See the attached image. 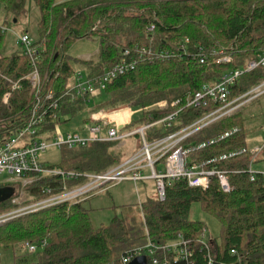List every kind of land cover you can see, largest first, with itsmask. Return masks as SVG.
<instances>
[{
    "label": "trees",
    "instance_id": "obj_1",
    "mask_svg": "<svg viewBox=\"0 0 264 264\" xmlns=\"http://www.w3.org/2000/svg\"><path fill=\"white\" fill-rule=\"evenodd\" d=\"M25 1L0 0V6L17 22L23 15ZM34 2L39 20L35 27L37 40L33 44L40 55V76H46L44 92L55 91L57 86L55 92L62 93L76 69L90 77L99 75L113 67L125 49L145 47L155 54L171 53L169 59H161L148 54L137 57L132 50L134 69L107 84L100 95L106 97L104 103L87 109L86 99L78 98L72 103L63 100L60 107V115L80 114L81 123H87L88 116L94 112L127 106L139 115L125 127L138 126L134 130L178 112L171 128L158 126L145 130L147 141L174 134L218 108L220 104L210 101L204 107H186V103L203 85L219 82L223 75L245 66L264 51V0ZM150 27L152 31L148 30ZM5 31L0 27V49ZM80 39L98 41V52L89 60L67 54L69 46ZM180 45L185 48L183 51ZM198 52L205 57L203 64L193 57ZM226 57L230 58L229 62H218ZM28 73V59L23 54L4 57L0 53V138L22 127L28 118L33 100L26 79ZM15 82L20 88L12 90L11 83ZM261 82H264V67L244 73L231 88L228 101ZM7 92L10 96L5 105L2 97ZM245 119L241 108L182 142L187 148H195L216 140L193 149L189 160L202 164L215 159L208 168L227 172L229 192H222L215 177L206 190L190 188L185 181H167L164 201L153 197L139 203L140 223L114 218L109 225L97 228L81 203H61L1 224L0 249L35 246L37 260L26 264H121L120 257L126 251L144 245L147 239L163 245L182 236L194 249L195 264H207L206 249L199 248L197 243L203 231L207 234V229L203 223L188 218L191 205L199 203L203 211L221 224V243L215 246L212 264H234L237 259L242 264H264V183L260 179L249 180L246 155L218 160L221 155L248 147ZM53 129L54 124L46 118L39 135L49 139ZM233 129L236 132L218 140ZM45 131L47 135H43ZM135 136L140 139L138 134ZM118 143L93 142L74 149L62 148L61 163L47 167L100 174L123 162L121 153L115 150ZM84 182L80 178L65 184L78 186ZM62 186L59 176H48L25 192L35 201L44 197L41 189L50 187L55 194ZM10 200L0 204V210L14 207ZM231 250L236 255H230Z\"/></svg>",
    "mask_w": 264,
    "mask_h": 264
},
{
    "label": "built area",
    "instance_id": "obj_2",
    "mask_svg": "<svg viewBox=\"0 0 264 264\" xmlns=\"http://www.w3.org/2000/svg\"><path fill=\"white\" fill-rule=\"evenodd\" d=\"M152 29L150 27L148 30L152 31ZM17 42L24 46L21 54L28 59L29 73L26 79L30 85V93L33 96V100L24 125L12 130L8 136L0 138V178H4L0 184L15 188H17V185L30 188L28 186H32L35 182L45 177L59 176L63 182V186L55 194H52L50 187L41 189V193L44 195L43 198L32 201L27 206L17 208L9 214L0 217V225L61 203H80L83 200L89 199L96 191L111 182L133 181L136 184L137 182L152 179L155 181V197L159 201L165 200V182L167 181H185L190 188L206 190L211 178L215 177L222 192L227 193L231 190L226 171L208 168V164L214 162L215 159L202 164L191 163L189 160V154L193 149L213 144L216 140H210L207 144L203 143L195 148H187L182 142L196 131L214 123L220 118L232 115L244 104L264 94V82H261L243 95L228 101L231 88L241 75L256 68L264 67V51L258 53L245 66L223 75L219 82L203 85L186 103V107H204L210 101L220 104L218 108L196 120L191 125L164 138H152L147 141L144 132L151 127L163 126L171 128L178 112L133 130V135L138 134L140 136L139 150L118 166L111 167L100 174H90L50 169L40 162V156L51 147L74 149L93 142H121L131 135L128 131L123 132L131 121L126 125L117 124L112 121L113 117L117 114H112L111 111L100 110L88 116L89 121L81 124L80 132L74 134L68 133L63 136L57 127L62 118L66 120L68 117L59 113L62 101L72 103L78 98H84L87 104H89L93 99L99 98L109 82L117 76L134 69L135 58L132 56V50H134L137 57L148 54L161 59H169L171 53L160 52L159 54H155L145 47H135L131 51L125 49L122 51L121 59L113 67L104 69L97 76L90 77L84 71L76 69L72 75L70 85L62 93L57 94L54 90L44 92L46 76L43 78L40 76L38 70L40 55L33 41L26 33H23L17 37ZM180 49L183 51L185 48L180 45ZM193 57L200 64H203L205 61V57L200 52L196 53ZM89 59V57L85 58V60ZM229 61L230 58L227 57L218 60V62ZM11 84L12 90L20 88L18 82ZM9 96L10 92L3 95V104H8ZM176 103L177 101L173 102L172 105ZM123 109L129 110L127 107ZM134 113L136 112L133 111ZM133 114L130 113V116ZM46 118H49L50 122L54 124V129L49 139L39 135ZM234 132H236V129L220 136L218 140ZM43 135H47V131ZM26 138H29V140L25 141ZM263 153L264 143L260 146L244 147L221 155L218 160H228L246 155L248 157V170L246 172L249 174V180L254 182L260 179L264 183V172L254 173L251 170L254 162ZM157 165L162 166L163 170L156 171ZM145 169L150 171V175L143 174ZM80 178L85 179V182L81 185L67 186L65 184L66 181H76ZM206 238L207 234L203 231L197 243L199 248L206 249L204 251L207 252V264H212V261L216 257V250H214L216 244L211 241L205 242ZM25 247L31 253L37 250L32 245L26 244ZM193 255L194 249L190 246L189 241L184 240L182 236H178L175 240L163 245L156 244L147 239L144 245L126 251L120 257V263L130 264L136 258L144 257L147 264H195ZM230 255H236L235 250H231ZM219 264L224 263L220 262ZM234 264L242 263L240 259H237Z\"/></svg>",
    "mask_w": 264,
    "mask_h": 264
},
{
    "label": "rangeland",
    "instance_id": "obj_3",
    "mask_svg": "<svg viewBox=\"0 0 264 264\" xmlns=\"http://www.w3.org/2000/svg\"><path fill=\"white\" fill-rule=\"evenodd\" d=\"M67 1V0H58ZM39 20L38 9L34 0H26L24 4L23 15L18 18L17 22L12 21V17L6 15L0 6V27L5 29L2 47L0 53L4 57H11L18 53H21L24 46L18 44L17 37L23 33H26L32 41L37 40L36 24ZM99 49L98 41L95 39H80L73 42L67 51V54L72 58L84 59L94 57ZM57 86H55V91ZM31 94V93H30ZM106 101V97H99L93 99L87 104V109H92L95 106ZM127 106H121L115 109H111L112 114L121 110L118 115L127 112V114L133 111L125 110ZM245 119L246 129V143L248 147L260 146L264 143V95L260 96L257 100L248 102L242 107ZM240 108V109H241ZM114 116V115H113ZM116 116L113 117L116 118ZM138 113H134L131 116L130 121L137 118ZM83 115L77 114L74 117L70 115L61 119L57 127L59 132L65 136L68 133L80 132L81 120ZM138 126L130 127L125 131H128L130 136L126 137L123 141L119 142L115 146V150L119 151L122 155V161L128 159L139 150L140 139L138 136L132 134L134 128ZM26 138L25 141H28ZM21 144V143H20ZM62 150L57 147H51L46 150L44 154L40 156V162L44 166H58L61 163ZM254 162L252 165V172L260 173L264 172V160ZM162 166L157 165L156 171H162ZM144 175H150V171L145 169ZM4 178H0V183ZM1 185V184H0ZM4 185V184H2ZM33 186V185H32ZM28 186V187H32ZM16 193L10 200V204L14 207L7 210H0V217L9 214L17 208L27 206L30 203V198L25 192L27 188L17 185ZM155 197V181L152 179L144 180L134 184L133 181L111 182L100 188L89 199L81 201V205L84 209L89 211V218L93 227L97 228L100 225H109L114 218L125 219L129 223H140L141 215L138 210L139 203ZM15 200V201H13ZM32 202V201H31ZM188 218L191 221L201 222L207 229V238L205 242L211 241L216 245L221 243V224L211 214L203 211L199 203H193L190 207ZM37 260L36 253L29 252L25 246H16L14 249H0V264H26L35 262Z\"/></svg>",
    "mask_w": 264,
    "mask_h": 264
},
{
    "label": "water",
    "instance_id": "obj_4",
    "mask_svg": "<svg viewBox=\"0 0 264 264\" xmlns=\"http://www.w3.org/2000/svg\"><path fill=\"white\" fill-rule=\"evenodd\" d=\"M16 22V20H14ZM16 193V189L13 186H2L0 187V204L10 200ZM130 264H147L144 257H139L133 260Z\"/></svg>",
    "mask_w": 264,
    "mask_h": 264
},
{
    "label": "crops",
    "instance_id": "obj_5",
    "mask_svg": "<svg viewBox=\"0 0 264 264\" xmlns=\"http://www.w3.org/2000/svg\"><path fill=\"white\" fill-rule=\"evenodd\" d=\"M130 114H127V112H124L122 114H120L119 116H116V118L112 119L113 122H116L117 124L121 123L123 125H126L130 122ZM253 147V146H252ZM264 160V153L263 155L259 158V160ZM258 160V161H259ZM262 164H264V162H261Z\"/></svg>",
    "mask_w": 264,
    "mask_h": 264
}]
</instances>
